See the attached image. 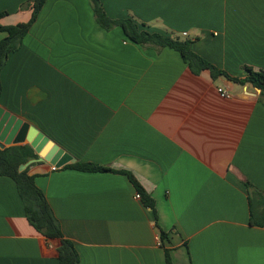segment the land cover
I'll return each instance as SVG.
<instances>
[{"label":"crops","instance_id":"obj_1","mask_svg":"<svg viewBox=\"0 0 264 264\" xmlns=\"http://www.w3.org/2000/svg\"><path fill=\"white\" fill-rule=\"evenodd\" d=\"M101 2L113 20L191 40L233 78L264 71V0ZM32 10L0 0V24H25ZM93 11L90 0H46L1 74L0 121L8 112L76 162L133 174L153 198L157 219L125 174L28 162L79 264H167L166 251L173 264H264V200L252 218L246 187L264 195L259 91L195 75L175 50L107 31ZM18 195L0 176V264H59L60 242L31 226Z\"/></svg>","mask_w":264,"mask_h":264},{"label":"trees","instance_id":"obj_2","mask_svg":"<svg viewBox=\"0 0 264 264\" xmlns=\"http://www.w3.org/2000/svg\"><path fill=\"white\" fill-rule=\"evenodd\" d=\"M90 1L94 10L93 13L96 22L105 30L111 31L116 27H121L127 35L126 37L135 44L153 46V48L173 49L183 57L184 63L193 74L200 75L204 71H209L214 80L222 77L234 83L252 85L253 88L259 90V99L264 101V71L254 72L252 69L247 68L246 71L248 76L246 79L233 78L199 56V54L193 50L191 40L180 39L147 30L131 20V18L113 20L106 14L101 0ZM31 3L33 10L31 19L27 23L16 26H3L0 24V32L6 34V36L0 41V98L3 91L1 74L7 58L12 52L15 53L20 49L24 38L27 33L30 32L31 27L36 21L40 10L43 9L46 0H31ZM3 15L4 13L0 14V18ZM33 149L34 148L29 144L11 148L8 147L3 150L0 149V176L8 177L15 183L19 193L18 196L24 206L25 215L31 226L45 238L60 242L59 264H79V254L73 245V242L64 237L58 219L46 198V194L37 186L35 178L28 175V170L20 171L21 166L26 165L31 160L34 161L38 159V156ZM66 167L84 173L119 172L125 174L131 183L135 185L137 191L141 193V201L144 206L151 209L156 216L153 198L140 186L137 180L133 177V174L126 171H115L96 163H82L80 161ZM246 187L249 191V205L251 216L253 218V207L254 203L257 202L256 197L260 198L258 200H264V195L249 183L246 184ZM167 238V233L161 231L162 241ZM166 262L167 264H173L169 251H166Z\"/></svg>","mask_w":264,"mask_h":264},{"label":"water","instance_id":"obj_3","mask_svg":"<svg viewBox=\"0 0 264 264\" xmlns=\"http://www.w3.org/2000/svg\"><path fill=\"white\" fill-rule=\"evenodd\" d=\"M1 114L2 111H0ZM26 144L34 148L39 161L49 162L51 165H55L57 169L76 162V159L65 153L56 143L29 123H25L6 112L0 121V149ZM26 166L27 164L21 166L20 171H24Z\"/></svg>","mask_w":264,"mask_h":264},{"label":"built area","instance_id":"obj_4","mask_svg":"<svg viewBox=\"0 0 264 264\" xmlns=\"http://www.w3.org/2000/svg\"><path fill=\"white\" fill-rule=\"evenodd\" d=\"M219 92H220L222 98H226V99L231 98V94H230L229 91L219 89ZM52 169H53V170H56V171L58 170L56 167H53ZM136 199H137V200L142 199L141 193L137 192V194H136ZM157 241L159 242V244L162 243V239H161L160 236L158 237Z\"/></svg>","mask_w":264,"mask_h":264},{"label":"rangeland","instance_id":"obj_5","mask_svg":"<svg viewBox=\"0 0 264 264\" xmlns=\"http://www.w3.org/2000/svg\"><path fill=\"white\" fill-rule=\"evenodd\" d=\"M174 37H177V38H180V39L183 38V37H181V36H178L177 34H174ZM238 90H240V87H237V90H236V91H238Z\"/></svg>","mask_w":264,"mask_h":264}]
</instances>
